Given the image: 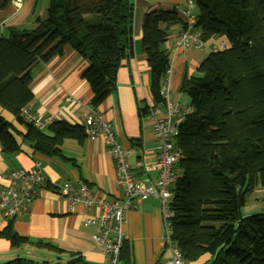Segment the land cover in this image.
I'll use <instances>...</instances> for the list:
<instances>
[{"label": "trees", "instance_id": "obj_1", "mask_svg": "<svg viewBox=\"0 0 264 264\" xmlns=\"http://www.w3.org/2000/svg\"><path fill=\"white\" fill-rule=\"evenodd\" d=\"M45 1L47 17L35 28L0 33V108L25 130L0 114V146L3 154L13 155L31 143L34 152L64 159V141L82 144L88 134L82 124L60 119L40 130L21 115L34 98L32 70L71 47L90 63L82 77L97 109L116 90L119 69L133 55L135 8L132 0ZM194 1L203 39L225 38L229 47L211 51L198 75L185 77L180 87L192 113L180 124L175 143L182 154L173 169L172 238L189 264L205 255L211 257L208 264H264V211L244 217L237 209L256 186L264 187V0ZM180 22L175 10L143 17L142 50L156 105L164 104L161 88L171 68L170 53L162 48L169 34L162 26ZM0 239L12 248L65 253L19 235L14 220L0 230ZM125 252L124 244L122 261ZM0 264L50 263L18 257Z\"/></svg>", "mask_w": 264, "mask_h": 264}, {"label": "crops", "instance_id": "obj_2", "mask_svg": "<svg viewBox=\"0 0 264 264\" xmlns=\"http://www.w3.org/2000/svg\"><path fill=\"white\" fill-rule=\"evenodd\" d=\"M43 1L40 3L36 0H22V7L18 10L14 7L13 0L6 5L5 0H0V33L8 36L11 27L35 28L38 19L44 21L47 17L48 3ZM132 1L135 8L133 55L124 60L119 69L116 90L94 109L91 105L92 89L82 77L90 63L74 49L66 46L61 54L53 57L48 63L38 64L33 68L31 89L34 98L30 104L42 119L61 112L60 120L70 124H83L93 113H99L112 125L119 144L125 149L133 150L129 163L134 177L137 179L149 177L155 181L157 171L152 166L156 162L158 143L154 136L153 119L149 110L163 105H156L152 98L150 68L142 50V22L144 15L149 12L170 11L176 6L184 9L186 0ZM185 21L178 23L179 27L162 26L170 38L162 46L170 53L172 70L167 100L181 107L189 106V99L180 92L182 81L185 77L197 76L199 65L205 58L199 54L204 50L183 52L175 47ZM206 42L208 52H211L216 44L228 43L225 38L219 37L210 38ZM67 99L71 102H67ZM146 108L148 113L143 115L142 111ZM0 114L14 123L13 117L1 108ZM14 125L22 133L25 132L17 123ZM62 151L64 159L50 158L34 152L31 143H25L22 145V151L5 155L0 146V173L31 169L38 163L49 184L61 186L68 182L83 181L98 199L110 201L124 199L123 189L116 184L115 164L103 134L95 139L87 138L82 144L74 140H65ZM147 167H151V170H147ZM51 184L50 186H53ZM99 212V208L84 206H77L69 211L67 203L58 191L44 187L27 210L14 219V228L19 235L28 237L32 242L50 243L65 251L57 253L45 248L24 245L31 249H43L54 253L56 258L49 262L50 264H102L105 256L92 241L97 228L84 225L87 218ZM8 222L0 210V230L6 227ZM124 232L127 252L122 264H163L169 257L158 199H145L133 210L128 211L125 215ZM22 248H12L7 240L0 239V263H4L7 258L13 260L20 257L18 250ZM70 254H73V257ZM79 258L81 262L76 261ZM210 261L211 257L205 255L194 264H208Z\"/></svg>", "mask_w": 264, "mask_h": 264}, {"label": "built area", "instance_id": "obj_3", "mask_svg": "<svg viewBox=\"0 0 264 264\" xmlns=\"http://www.w3.org/2000/svg\"><path fill=\"white\" fill-rule=\"evenodd\" d=\"M13 3L18 10L22 7V0H13ZM173 10L177 13L181 12L186 20L176 39L175 47L183 52L192 49L204 50L207 42L203 39L202 31L196 28L197 6L195 1L186 0L184 9L176 6ZM228 47V43L222 42L214 45L211 51L224 50ZM171 73L170 68L161 88V95L164 98L163 107L149 110L153 119L154 136L158 143L156 162L152 166L157 171L155 181L149 177L144 179L134 177L129 163L133 150L123 148L117 140L112 125L95 112L82 125L86 129L88 138L95 139L100 134L105 136L108 151L115 164L116 184L123 189L124 199L122 201L98 199L93 196L89 186L83 181L68 182L61 186L50 183L64 198L69 211L77 206L99 208L100 212L87 218L84 225L97 228V232L92 236V241L105 256L102 264H122L121 254L125 244V215L128 211L133 210L138 203L148 198H156L160 202L164 239L170 252L163 264H189L172 238L173 212L170 204L173 199L171 188L175 181L173 169L182 154L181 149L175 143L179 135V126L185 117L192 113V108L190 106L181 107L179 104H173L167 100ZM66 101L71 102L70 99ZM21 115L28 122L33 123L36 128L44 130L54 121L60 119L61 112L42 119L29 104L21 110ZM146 169L151 170V167ZM50 184L38 163L31 169H17L8 173H0V210L4 217L7 220H14L22 215L37 199L40 190Z\"/></svg>", "mask_w": 264, "mask_h": 264}, {"label": "rangeland", "instance_id": "obj_4", "mask_svg": "<svg viewBox=\"0 0 264 264\" xmlns=\"http://www.w3.org/2000/svg\"><path fill=\"white\" fill-rule=\"evenodd\" d=\"M42 1H40V3ZM178 14L181 18V21H185V17L182 15V13L179 12ZM176 26L179 27L180 25L178 23L174 25H170V27H176ZM169 40L170 38L168 39V41ZM209 53L210 52H208L207 48H205L204 51L199 54L201 55V57H207ZM237 206H238L237 207L238 211L243 215L256 214L264 211V187L261 185L256 186L254 191L248 194L244 199H242L239 202V204H237ZM22 247H23L22 249L18 250L19 251L18 255H20L21 258L33 259L39 263L42 262L51 263L56 258V255L54 253L47 250L37 249V248L31 249L30 247H24V246ZM27 250L30 251L28 252ZM9 259L11 258H7V260H4V262L9 261Z\"/></svg>", "mask_w": 264, "mask_h": 264}]
</instances>
